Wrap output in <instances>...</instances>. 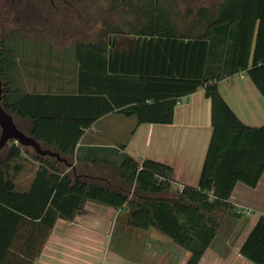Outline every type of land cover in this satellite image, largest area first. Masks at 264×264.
Returning a JSON list of instances; mask_svg holds the SVG:
<instances>
[{
    "label": "trees",
    "instance_id": "1",
    "mask_svg": "<svg viewBox=\"0 0 264 264\" xmlns=\"http://www.w3.org/2000/svg\"><path fill=\"white\" fill-rule=\"evenodd\" d=\"M171 5L168 0H115L109 18H131L124 20L129 32L111 28L99 40L76 42L79 75L74 95L14 87L16 76L9 79L1 66L5 58L0 39L2 106L20 130L62 157L77 156L79 161L82 153L76 149L83 131L116 108L136 115L139 124H171L178 99L200 87L212 103L213 127L198 187L169 196L164 194L171 189L173 170L159 162L140 164L124 157L113 166L134 186L130 198L110 185L75 179L56 158L36 152L32 157L39 168L29 190L19 191L16 176L28 165L23 156L29 149L10 141L0 151V264H8L22 226L41 237L36 254L22 260L33 264L57 219L72 220L87 200L118 209L128 205L129 226L164 233L190 252L187 264L200 262L225 215L241 218L229 199L237 183L256 187L264 172V127L243 124L218 93L217 83L246 73L264 96V0H223L215 10L201 7L190 20L176 17ZM125 34L129 49H112L108 40ZM24 121L30 123L29 133ZM241 254L264 264V216Z\"/></svg>",
    "mask_w": 264,
    "mask_h": 264
},
{
    "label": "crops",
    "instance_id": "2",
    "mask_svg": "<svg viewBox=\"0 0 264 264\" xmlns=\"http://www.w3.org/2000/svg\"><path fill=\"white\" fill-rule=\"evenodd\" d=\"M126 47L129 49L130 45L127 44ZM23 71V67L16 71V81L17 74L22 75ZM63 74L56 81L58 86L53 83L54 91H51L48 83L45 90L34 89L33 86V90L27 92L76 94L78 64L71 69L70 79L65 80ZM40 81L37 79L32 84ZM217 91L243 124L251 128L264 127V96L246 73L219 81ZM127 106L129 105L126 108ZM122 110L116 108L83 131L76 149V152L81 149L79 161L77 156L64 157L74 164L73 169L68 168L74 178L110 185L128 193L126 181L113 166L121 164L124 157H131L142 163L152 160L172 168L173 181L169 193L164 194L166 196L182 192V187L197 188L213 132L212 103L206 97L205 87L178 99L171 124H139L136 115H126ZM24 122L25 125H30L29 122ZM38 168L39 164L36 162L30 174L31 180L27 182L28 187L20 190L17 186L19 191L29 190ZM24 172L16 176V185ZM113 180L119 183L113 184ZM229 202L235 210L236 205H241L251 209L253 213L241 215L237 221L231 215H225L224 225L217 238L198 264H254L241 254V248L264 216V172L256 187L237 183ZM129 210L128 205L118 209L87 200L72 220L57 219L33 264L188 263L190 252L164 233L154 227L142 231L129 226ZM225 226L236 228L237 234L232 238L227 231L223 234ZM17 238L16 250L10 254L8 264L30 261L37 252L41 237L36 234L33 236L31 230L22 226Z\"/></svg>",
    "mask_w": 264,
    "mask_h": 264
},
{
    "label": "rangeland",
    "instance_id": "3",
    "mask_svg": "<svg viewBox=\"0 0 264 264\" xmlns=\"http://www.w3.org/2000/svg\"><path fill=\"white\" fill-rule=\"evenodd\" d=\"M63 1L0 0L2 51L5 58L1 66L9 79L13 74L16 76L15 73L20 67L24 69L22 75L17 74L18 81L14 82V87L27 92L32 91L33 86L34 89L45 90L50 83L51 91H54L53 83L58 82L61 74L64 73L65 80L70 79L71 69L76 65L74 53L76 42L99 40L102 34L111 28L129 32V29L124 27V20L131 18H109V13L106 12L110 6L109 0H68L72 6L82 11L80 14L63 6ZM168 1L172 3L170 9L176 17L190 20L201 7L215 10L223 0ZM188 24L189 21L186 26ZM122 39L110 38L108 40L110 47L118 49L127 46L129 36L125 34ZM37 79L41 81L32 84V81ZM23 127L29 133L30 125ZM28 149V154L23 156V164L28 165L24 167V175L17 185L20 190L28 187L27 182L31 180L30 174L36 165L32 157L35 151L32 148ZM2 154L5 156L6 152ZM117 182L119 183L113 180V184ZM125 184L123 183L124 186L127 185L128 194L132 198L135 188ZM226 227L223 234L227 231L230 238L237 234L236 228Z\"/></svg>",
    "mask_w": 264,
    "mask_h": 264
},
{
    "label": "water",
    "instance_id": "4",
    "mask_svg": "<svg viewBox=\"0 0 264 264\" xmlns=\"http://www.w3.org/2000/svg\"><path fill=\"white\" fill-rule=\"evenodd\" d=\"M0 39H1V26H0ZM3 99V82L0 77V151L6 147L10 141L21 145L22 147L32 148L37 154L41 156H49L56 158L60 163L66 165L69 169L74 168V164L68 162V160L58 152L44 149L42 145L32 136L25 134L16 125L13 116L8 113L2 106Z\"/></svg>",
    "mask_w": 264,
    "mask_h": 264
},
{
    "label": "built area",
    "instance_id": "5",
    "mask_svg": "<svg viewBox=\"0 0 264 264\" xmlns=\"http://www.w3.org/2000/svg\"><path fill=\"white\" fill-rule=\"evenodd\" d=\"M184 188L185 187H182V190ZM209 196H210V199L214 198L212 193H209ZM236 207H237L236 211H237V213L239 215H244L245 216V215H251L253 213V211L251 209L247 208V207H244V206H241V205H236Z\"/></svg>",
    "mask_w": 264,
    "mask_h": 264
},
{
    "label": "flooded vegetation",
    "instance_id": "6",
    "mask_svg": "<svg viewBox=\"0 0 264 264\" xmlns=\"http://www.w3.org/2000/svg\"><path fill=\"white\" fill-rule=\"evenodd\" d=\"M53 1H54V0H53ZM114 1H115V0H109V2H110V6L107 8L108 10H106L107 13L111 11V6L113 5ZM53 6H54V4H53ZM63 6H67L66 8H69V9H71V10L74 9V10L77 11V13H79V14L82 13V11H81V10H78L77 7L72 6L71 3H70L68 0H64V1H63ZM57 9H59V8H57Z\"/></svg>",
    "mask_w": 264,
    "mask_h": 264
}]
</instances>
